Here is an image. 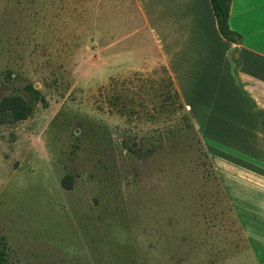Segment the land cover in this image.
I'll return each instance as SVG.
<instances>
[{
	"label": "rangeland",
	"instance_id": "374dc122",
	"mask_svg": "<svg viewBox=\"0 0 264 264\" xmlns=\"http://www.w3.org/2000/svg\"><path fill=\"white\" fill-rule=\"evenodd\" d=\"M163 20L133 0H0L9 264H258L264 161L227 146L264 124Z\"/></svg>",
	"mask_w": 264,
	"mask_h": 264
},
{
	"label": "crops",
	"instance_id": "0c3cea01",
	"mask_svg": "<svg viewBox=\"0 0 264 264\" xmlns=\"http://www.w3.org/2000/svg\"><path fill=\"white\" fill-rule=\"evenodd\" d=\"M133 1L137 2V7L144 18L148 19L153 16L164 19L162 22L163 31L171 37L169 38L170 41L167 39L169 45L177 38L178 44L180 41L183 43L190 42L186 36L181 40V32L189 31L183 34L192 33L194 35V60L197 57L196 51L199 55L200 51L206 49L211 53V56L213 55L214 59L217 57L223 59L224 73L227 74V84L230 89L241 99L242 105L247 107L251 111L250 113L255 116L254 119L259 127L264 124V0L231 1L230 28L242 36L235 43L228 42L221 36L211 0ZM148 25L151 23L149 22ZM173 33H176L178 37ZM159 47L163 59L172 70L181 95L180 82L177 80L176 71L166 52L168 48L161 41H159ZM179 49L180 46H177L178 52L176 51V53H179ZM179 60L178 54V64H180ZM184 102L188 103L187 100ZM188 105L194 113L197 105L195 104L193 107L189 103ZM246 131H248V137L252 138L251 143H242L239 148H237V144H230L227 147L242 150V153L246 154H256L258 161H264L262 156L264 142L260 140H264V134L261 135V138L257 133L258 130L250 127ZM263 173L259 176L264 179ZM258 239V264H264V252L262 251L264 250V226Z\"/></svg>",
	"mask_w": 264,
	"mask_h": 264
},
{
	"label": "trees",
	"instance_id": "16d2710c",
	"mask_svg": "<svg viewBox=\"0 0 264 264\" xmlns=\"http://www.w3.org/2000/svg\"><path fill=\"white\" fill-rule=\"evenodd\" d=\"M231 1L232 0H211V3L216 16L218 29L221 36L226 41L235 43L239 41L242 38V36L230 28L229 19H230ZM26 90L33 96L38 95V91H36L31 85L27 86ZM28 112L30 113V109L26 104H24L22 110L15 112L16 119L17 120L24 119L28 115ZM0 264H9L7 245L3 237H0Z\"/></svg>",
	"mask_w": 264,
	"mask_h": 264
}]
</instances>
